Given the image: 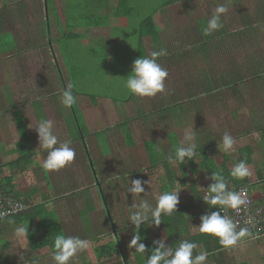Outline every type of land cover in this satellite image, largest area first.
<instances>
[{
  "label": "rangeland",
  "instance_id": "obj_1",
  "mask_svg": "<svg viewBox=\"0 0 264 264\" xmlns=\"http://www.w3.org/2000/svg\"><path fill=\"white\" fill-rule=\"evenodd\" d=\"M8 1L18 10L20 0ZM150 1V6L155 7L160 0ZM196 2L198 6H194ZM53 3L58 12L60 22L63 24V16L65 15L64 1L54 0ZM220 3L225 4L229 9L223 15L222 22L228 26L230 24H234L235 26L233 29H230V31L232 30L230 32L231 35H227L225 40L222 38L219 40L214 36L217 39V43L211 42V46L214 44V48L217 47L219 52L211 51L209 64H206L205 61L199 64V62L192 60L193 62L191 61L188 67L184 66L168 70L170 66L167 63L169 62L164 56L159 62L164 68L167 67L166 69L168 70V78L165 80V91L158 93L154 97L136 98L135 96L134 100L125 103L122 101L132 95L124 87V81L131 73L133 61L138 58L136 38L130 39L129 42H126V44L122 43L121 45H119L121 40H117L114 47H108L100 43L101 41L98 39L107 37V30L98 28L77 30L78 34L81 36L86 34L90 40L82 37L80 40L68 42L67 47L65 45L63 47L64 50L61 51L60 46L56 43V39L58 38L57 26L55 24L56 18L54 19L55 16L52 13L51 7L48 8L49 10L46 13V3L44 0H24L23 4L27 6V10L31 5H35L38 14L43 19L47 14H50L48 15L51 25L50 36L53 40V49L56 51L54 60H49V58L51 59L49 52L47 56L40 50L35 51L34 48H27V44H30L28 47H33L32 44L35 40L34 36H30L23 25H35L37 22L30 16L32 12H25V6L22 5L23 18L26 17L25 21H21V17L17 19L15 16H12L13 20L8 22L5 27L6 32H9L10 35H6L5 39L3 38L5 41V44L3 43L4 46L9 44V46H12V50H14V44L16 48L23 47V51L27 52L17 53L15 58L10 60L8 58L7 62L2 57L0 58V164L16 158L21 149V145H19L20 137L15 128L12 114L5 111L8 103L2 104V99L7 93H10L11 96H14L15 105L19 106L17 111H21L24 116L37 151L39 150V140L34 125L41 119L54 121V132L59 140H72L71 147L74 148L76 153L73 162L59 171L48 172L51 184L53 185L52 187L50 184L49 188L51 189L53 198L56 196L54 191L60 192L61 189L69 188L70 190L65 191L78 194L74 199V202L78 203L77 206L70 205L68 200H65L66 194H62V196L58 195L59 200L61 199L59 202L63 203L62 205L67 204L75 209L78 208L76 211H82L85 208V202L87 201L85 197L91 200L89 203L90 209L88 210L89 212H94L93 217H91L92 220L85 215H80L81 212H78L79 215L76 218L74 217L76 220L75 226L77 225L81 229V222L84 225H88L89 229H85V232L92 238L93 242H91V245L94 247L109 243L122 245L130 264H137L134 259L137 253L134 248L128 247L132 236L129 229L123 226L127 225L128 227L131 225L130 221H127L129 206L132 203H138L139 199L127 193L128 180L129 183L131 180L137 178L149 181V184H145V190L149 191L145 198L155 205V198L163 191L161 189L163 181L159 182L158 180L159 178H165L161 165L152 172L146 171L149 168L148 156L145 149L147 142L153 144L156 155L161 157L165 152L178 146L173 145L169 140V136L172 133L178 136V144H180L184 135L194 130L197 138L196 142L199 145L204 144L203 140L207 139L204 135L212 130V132L216 131L217 135L221 131H227L234 139L237 135H242L239 143H235L234 151L227 154L229 161L227 164L229 167H233L235 159L238 157V150L244 146H252L253 153L250 156L252 164L248 166L251 174L247 178L251 184L259 186V189L258 187H254L256 190L251 194L256 198L260 197L257 193L261 192L264 182L258 179L257 172L259 169H262L264 172V141H259V138H261L260 132L253 131L250 135H243V133L247 130L248 132L251 131L249 129H252L250 123L252 118H256L259 120V124L264 126V83L260 85L257 92L252 90L247 96L244 94L245 103L239 104V106L246 108H243L239 113H234L233 116L228 115L230 111H225L220 115L214 112L213 118L203 119L202 112L198 110L196 113L191 114L190 123L183 126L175 118H173V122L168 121L167 118L170 119L175 115L172 116L170 114L169 117H166L164 114L160 115L157 112V109L161 110V105L164 102L165 105L169 103V106H172L171 103L173 101L170 99L172 95L183 98L187 96L191 100V94L198 97L202 96L203 90L200 88L199 80L196 81V78L197 73L202 72L203 74V69L205 72L211 70L212 74H216L219 71L231 72L239 69L241 68V64L246 65V62L255 64L256 60L260 64L264 61V20L262 19L264 0H189L182 5L184 10L189 12L188 14L186 12L185 18L180 16L182 20L186 19L183 25L190 24L191 22L195 24L197 21L203 19L204 23L201 22L200 24L204 27L207 19L214 12L217 4ZM116 4L117 0H112L110 3L112 6L110 7L114 8ZM178 11L179 4H175L161 10L154 19L155 25H160L162 28V33H160L162 36V48L167 49V56L171 55V48L175 46L174 44L182 45L180 38H176L175 40L169 38L175 34L172 31V26H165L166 18ZM147 12V9L141 7L136 17L142 18ZM242 15L250 17L256 15L255 19L258 21V27L253 26L254 29L256 28L255 32L251 30L252 32L248 34L244 42H241L240 36V33L243 31L240 18ZM27 17L31 22L26 21ZM232 19H234L233 22ZM131 25L133 27L136 24L131 22ZM219 42L221 45L216 46ZM36 44H41V42H37ZM144 44L149 53L153 51L149 39L146 38ZM49 49L48 51H51ZM57 63L59 70L66 80V88L71 85L76 91V95L74 94L76 103L74 105L77 108L80 104L81 114L84 115L85 119L78 112L79 125L85 124L88 131L86 135L82 132V136H80V133L76 131L73 125H71L73 127L72 130L66 131L61 122L63 120L62 117L68 113L69 109L65 108L61 103L60 94L64 88L57 80L55 72ZM69 70L71 73H69ZM45 76L47 80L51 77V81L45 83ZM262 76L264 78V75ZM162 95L166 97L164 98ZM203 97H205V94ZM163 99L165 101H162ZM151 100L155 103L154 105L150 103ZM33 102H37L40 108L32 106ZM217 107L221 108L218 105ZM101 126L105 129L104 132L100 130ZM97 131L99 135L95 136ZM129 137L134 141V146L130 145ZM10 149L17 150L14 155L8 157L7 151ZM87 151L91 156L90 159L87 157ZM207 153L209 157L214 159L217 165L223 163L224 154H226L223 152L221 144L210 147ZM43 159L42 155L39 157V160L35 156L33 166H29L22 174H15L18 178V188L21 193L37 189L38 193L34 194L31 202L33 205L40 204L42 201L40 193L44 194L47 192L40 170ZM194 161L196 163L200 161L198 153ZM93 166L98 172L97 176H95V171L92 169ZM170 167L171 170H177L175 163L173 165L170 164ZM6 175H9L8 170L4 172L2 177ZM147 176L151 177V179ZM194 179L199 191L205 195L206 189L209 186L207 175L199 172L195 175ZM97 181H100V183ZM101 181H103L102 188L109 199L116 232L112 231L107 223L106 212L98 190V184H101ZM186 184L188 183L186 182ZM176 185L177 182L172 187H176ZM55 187L57 188L56 190ZM163 188H168L169 190L170 185L166 184ZM177 188L181 189L179 198H182L185 204L194 203L187 187L181 188L178 186ZM57 206L55 204L54 207ZM190 226L189 236H192V234L197 232L198 228H196V222H191ZM15 227L11 225V233H7V231L4 233L0 232V264H29L32 257V251H30L27 241L14 234ZM149 228L155 240L163 238L166 241L161 224L159 226L149 225ZM79 232L81 233V231ZM261 241L264 242V238ZM246 243L252 246V250H254L260 241L248 240ZM4 244L8 245V249H2V245ZM112 244L111 246H113ZM260 253H255V256L251 254L252 264H264V259L261 258L264 257V248L260 249ZM119 254H114L113 257L104 260L101 264H124L122 256ZM36 256L41 257L43 255L36 253ZM78 256L75 257V262H72L73 264H82L88 258L86 251ZM89 256L91 264L98 263L91 253Z\"/></svg>",
  "mask_w": 264,
  "mask_h": 264
},
{
  "label": "trees",
  "instance_id": "obj_2",
  "mask_svg": "<svg viewBox=\"0 0 264 264\" xmlns=\"http://www.w3.org/2000/svg\"><path fill=\"white\" fill-rule=\"evenodd\" d=\"M111 1L112 0H67V3H71L72 7L76 9L77 13L72 16L70 12V14L67 15V17L65 18L63 24H61L59 15L56 11V8L54 7L53 0H45L46 12H48V8L51 7L53 15L55 16L54 19L56 18L57 20H55L58 32V38L56 39V43H58V45L60 46L61 51L64 50L63 47L65 45L67 47L68 42H74L84 37L78 34V32L75 30L88 29L94 27L105 29L108 31L107 37H105L100 43H103L108 47H114L111 44V41L113 40L120 39L122 44L123 42H129L130 39L136 38L138 57L146 56L149 54V51H147L144 44V40L146 38L149 39L153 50H158L162 48V36L160 35V30L158 26H156L154 23L155 16L161 10L168 8L172 5L179 4V11L174 12V15L170 17L168 16L166 19L168 22H170L171 26L174 25L176 29L180 30V32L178 33L179 36L172 35L169 38H172L171 40L180 38L182 40V45L174 44L175 46L171 48V55L165 56V59H167V61L169 62L167 64H169L171 69L180 68L184 66L188 67L192 60L199 62V64L204 63V61L206 62V64H209L210 55L212 53L211 51L219 52L217 47L214 48V44H212L211 46V42L217 43V39L214 38V36H216L219 40L221 38L225 40L227 38V35H231L230 32L232 30L230 31V29H233L235 26L234 24H230V26H228L222 22V29L212 33L211 35L205 36L203 35V27L200 24L201 22L204 23L203 19L201 21H197L195 24L191 22L190 24L183 25L186 19L182 20L180 16H183L185 18L186 12L187 14L189 12L184 10L182 5H184V2L186 3L189 0H160L155 7L150 6V0H117V4L114 5V8L110 7L112 6L110 5ZM23 3L24 0H20V7L17 10L15 6H12L9 3L8 0H0V32H2L0 33V58L2 57L6 62L12 58H15L17 56V53L27 52L23 51V47L16 48L14 44V50H12V46H9V44H6L7 47L4 46V39L6 35H10L9 32H6L5 27L8 22L13 20L12 16H15L17 19H20L21 17V21H25L26 17L23 18L24 12L22 9V5L25 6V4ZM194 6H198V3H194ZM141 7L147 9L148 12L145 13L142 18H137L136 14L138 13V10ZM25 8V12H32L30 16H32L33 20L37 22L35 25H29L30 27L25 24L23 25L24 28H26V30L28 31V34L30 36H34L35 40L33 42L34 45L32 44L33 47H28L30 46V44H27V48H34L35 51L40 50L42 53L44 52L47 56L49 52L51 56V59L48 57L49 60H54L56 51L53 49V40L50 36L51 25L49 22V18L47 19L46 17H44L43 19L40 14H38V10L35 5H31L28 10L27 6H25ZM191 11L195 12L194 10ZM262 14V19L264 20V11ZM255 16L256 15L252 17L248 15H242L240 17L243 25V31L240 33L241 42H244L245 38L247 39L248 34L252 32L251 30H254L255 32L256 28L254 29L253 26L258 27V21L257 19H255ZM233 20L234 19H232V22ZM26 21L31 22L28 17ZM131 22L135 23L136 25H133L132 27ZM192 32H194V34ZM37 42H41V44H36ZM219 45H221L220 42L216 46ZM48 48H50L49 50L51 51H48ZM16 50L17 52H15ZM160 59H162V57ZM55 72L58 83L65 89L66 80L62 72L59 70L58 63L55 66ZM69 73H71L70 70ZM262 75H264V61L258 64L256 60L255 64L252 62H246V65L241 64V68L233 70L231 72L219 71L216 72V74H212L211 70L205 72V70L203 69V74L202 72L197 73L196 78V81L199 80V86L203 90L202 96L198 97L191 94V100V98H187V96L183 98L180 96L172 95V98H170L173 101L171 103L172 106H169V103H166L165 105L164 102L161 105V110L157 109V112H159L160 115L164 114L166 117H169L170 114L172 116L175 115L170 119L167 118L168 121L173 122V118H175L176 120L181 122L183 126H186L190 123L191 114L196 113V111L198 110L202 112L204 116L203 119L213 118L214 112H217L220 115L225 111H230L228 115L233 116L234 113H239L243 108H246L239 106V104L245 103L244 94L247 96V94L252 90L257 92L260 85L264 83V78ZM44 79L45 83L51 81V77L48 78L49 80H47L45 76ZM72 88L73 93L76 95V91L73 86ZM204 94L205 97H203ZM7 95H9L7 98L8 105L5 108V111L9 114H12V117L15 119L16 130L18 131V135L20 136L19 145H21V149L19 150L18 156L16 158H14L5 165H0V176L4 173L7 168L11 170V175L9 177H4L0 179V192L5 196H13L15 198L23 200L26 204H29L31 196L35 193V190H33L34 192H28L26 194H20L16 192L14 190V175L26 171L29 166L33 165L35 156L40 157L42 155V158H45L47 153L43 152L41 149L37 151L33 143V139L31 138L27 124L25 122V119L23 117V114L21 111H17L19 106L15 105L16 103L13 101V97L10 93H7ZM134 97V95H131L129 98L123 100L122 102L125 103L127 101L134 100ZM163 97L165 98L166 96ZM162 101L165 100L163 99ZM94 102H96V100H94ZM217 105L221 108H218ZM32 106H34L35 108H40L37 102H33ZM68 109L71 113L73 122H75L76 131L80 133V136H82V132L86 135L88 132L87 128L84 123L79 125V115L75 105ZM79 114L81 116V113ZM164 121L166 122L165 118ZM250 123L252 129L249 130L251 131L248 132L247 130L243 133V135H250L253 131H257L261 134V138H259V141H264V126L260 125L259 120H257L256 118H252ZM100 130H103V132L105 131L102 126ZM212 131H208L207 134L204 135V137L207 138L203 140L204 144H198L197 153L200 157V161L196 163L194 160L186 159L185 162L181 163L180 165L176 164L177 170H171L170 163L168 161H163L161 163V158H165L167 156L166 153L169 154L174 152L175 148L170 149L168 152L164 151L165 154L159 157L158 155H156L152 143L147 142L145 144V149L149 162V168L146 171L152 172L160 165L163 168L165 178L163 177L164 180L162 178H159L158 180L159 182L163 181L161 183V189H163L164 191L166 190L163 188L164 185L169 184L171 188L172 185L178 182L180 184L179 185L177 183L179 187H187L190 197L193 198L194 202L192 204L183 203L182 205H177L176 212H174L171 216L162 217L161 226L166 236L167 245H170L174 248L182 240H189L191 242L197 243L198 245L203 243L205 251L208 252L210 256H214V251L222 248L219 244L218 239L209 234L201 233L198 235L189 236V221L192 219V217H195L196 214H192L190 216L188 213L190 211L197 213L203 209H205L206 212L219 211V206H217V208H209V206L202 200L204 195L198 189L196 180L194 179L195 175L199 172H203L207 175V177H209L211 172L220 170L225 176L230 190L236 191L238 188L243 186H247L249 188L255 187L254 184H251L249 182L247 177L242 180H238L230 176L232 166L229 167L227 164V162H229L227 154H224L223 163L220 165H217L213 158L208 156L207 150L210 147L218 146L219 144H221V137L225 132L221 131L217 135L216 131ZM96 135H99L98 131L95 133V136ZM241 136L242 135H237V137H235V141L237 142V144L239 143ZM129 139L130 145L134 146V141L130 137ZM169 140L173 145H179L178 136L175 133H172L169 136ZM16 150L17 149H14V151ZM252 153L253 148L249 145L240 148L238 150V157L235 159V163L240 160H244L246 164L249 165L251 163L250 156ZM87 157L89 159L91 158L88 151ZM94 168L95 167L93 166L92 169ZM41 169L43 172H45L42 167ZM94 171L95 176H97L98 172L95 169ZM257 176L259 180L264 182V172L262 171V169L258 170ZM147 177L151 179V177ZM208 180L210 185L212 181L209 178ZM97 182L100 183V181ZM102 182L103 181H101V184H98V190L106 212L107 223L110 229L116 232L117 230L115 227L113 214L110 209L109 199L107 198V195L102 188ZM186 182L188 184H186ZM46 183L48 186L50 185V181L48 179H46ZM171 189H173V187ZM65 190L68 191L70 189L65 188L63 191ZM90 202L91 200L85 202V210L90 209ZM47 204L48 203L43 202L35 207H31L28 211L24 213H20L16 216L0 220V224L5 223L7 229L11 227V225L18 226L20 224H24L26 226L27 224H30L31 221H33V212L35 211V209H37L36 213L39 215V217H37L36 220L41 219L39 225L43 230V236L41 237L37 234V229H28L27 240L30 250L37 251L47 247L53 250L51 247V239L57 233H61L62 229L60 227L59 220L55 214L49 212L45 214ZM123 227L128 228L132 236L133 226L130 225L127 227V225H124ZM140 235L142 238L141 242L146 245L145 254H150L151 249L154 247L153 241L155 239L152 236L149 226L142 225ZM111 244L112 243L105 244L95 249L94 255L96 261L98 262L97 264H101L102 261L109 259L113 257L114 254L118 253H120L119 255L122 256L124 264H130L123 246H120L119 244H112L113 246H111ZM2 249H7V245H2ZM195 254H197V252L194 251V255ZM146 255H141L138 253L135 254L136 263L146 264Z\"/></svg>",
  "mask_w": 264,
  "mask_h": 264
},
{
  "label": "clouds",
  "instance_id": "obj_3",
  "mask_svg": "<svg viewBox=\"0 0 264 264\" xmlns=\"http://www.w3.org/2000/svg\"><path fill=\"white\" fill-rule=\"evenodd\" d=\"M228 11L229 9L225 4H217L214 12L207 19L206 25L203 27V35L208 36L222 29V17ZM167 55V49L160 48L151 51L146 56L136 58L132 63L131 73L124 81V87L128 92L141 98L154 97L158 93H163L165 91V80L168 76V71L162 66L159 59ZM60 95L61 103L65 108H71L76 103L71 85L62 90ZM34 127L39 140V148L47 153L41 164V167L46 172L59 171L73 162L76 153L74 148L71 147L72 140H59L54 132V121L41 119ZM196 139L194 130L186 133L174 152L167 154L161 160L167 159L166 161L170 164L175 163L179 165L185 162L186 159L195 160L198 147ZM235 143L234 137L225 131L221 137L223 152L226 154L233 152ZM251 164L247 165L244 160L238 161L232 167L230 176L238 180L248 177L251 174L248 166ZM208 178L212 183L207 187L202 200L209 208H217L219 206V211L206 212L200 216V223L196 227L199 233L216 237L220 246L224 249L232 248L238 243L247 242L248 240L260 241L264 237V233L252 238L250 237L251 232L249 228L239 227L238 229L236 222L227 215L221 214L225 208L239 210L242 206H246L248 203L246 194L237 192L239 188L236 191L230 190L228 182L220 170L211 172ZM128 184L127 193L139 199L138 203H132L129 206L127 221H130L133 226V234L128 247L134 248L138 254L146 255V245L141 242L142 238L140 235L142 225L159 226L162 223L163 216H171L176 212L181 189L173 188L171 190L170 188L169 190L162 191L155 198V205H153V203L145 198L149 192L145 190V184H149V181L137 178L131 180L130 183L128 180ZM255 187L259 189L258 185H255ZM247 188L250 190V194L256 190L254 188ZM257 194L260 197L256 198L253 194L251 195L254 204L260 206L264 204V185L261 192ZM5 215L6 213H0V219ZM14 234L27 241V225L20 224L16 226ZM153 245L154 247L151 249L150 254L146 255V264H207L208 252L200 250L198 254L194 255V250L199 248V245L195 242L182 240L173 248L170 245H166L165 240L162 238L154 240ZM51 247L53 249L51 252L53 264H71L78 253H82L90 247V241L76 235L57 233L51 239Z\"/></svg>",
  "mask_w": 264,
  "mask_h": 264
},
{
  "label": "crops",
  "instance_id": "obj_4",
  "mask_svg": "<svg viewBox=\"0 0 264 264\" xmlns=\"http://www.w3.org/2000/svg\"><path fill=\"white\" fill-rule=\"evenodd\" d=\"M45 1V0H44ZM64 1V12H65V15L63 16V20H65V18L67 17V15H69L70 14V12H71V14H72V16H74L75 15V13H77L75 10L76 9H74V7H72V5H71V3H67V0H63ZM53 2H54V0H53ZM54 7H55V5H54ZM57 11V10H56ZM47 13V12H46ZM53 13V12H52ZM58 13V12H57ZM48 15H50V14H47V16H46V18L48 19ZM165 26H170L171 27V24H170V22H168V21H166L165 22ZM158 28H159V30H160V33H162L161 31H162V28H161V26L159 25L158 26ZM171 28H173V32L175 33L174 35L175 36H179L177 33H179L180 32V30H178V29H176V27L174 26V25H172V27ZM90 29H94V27H91V28H88V29H77V30H90ZM98 29H101V28H98ZM77 30H75V31H77ZM103 30H105V29H103ZM193 34H194V32H192ZM196 35V34H195ZM84 37H86L87 39H89V37L86 35V34H84L83 35ZM105 37H102V38H98L100 41H102L103 39H104ZM81 39V38H80ZM90 40V39H89ZM93 40H97V39H93ZM117 40H120V39H117ZM117 40H113V41H111V44L114 46V44H115V42L117 41ZM123 44H126V42H123ZM119 45H121V43L119 44ZM165 68H167V67H165ZM171 68H169L168 70H170ZM167 70V71H168ZM168 78V77H167ZM8 96L9 95H6L3 99H2V101H3V103L2 104H4V103H8V100H7V98H8ZM85 96V95H84ZM13 97V101H14V96H12ZM135 98V97H134ZM136 98H137V96H136ZM151 99H153V98H151ZM131 101V100H130ZM15 102V101H14ZM127 102H129V101H127ZM92 103V102H91ZM150 103L152 104V105H154L155 103L153 102V100H151L150 101ZM77 111L79 112V113H81V109H80V104L77 106ZM138 114V113H137ZM39 115V114H38ZM81 115H83V114H81ZM24 117V116H23ZM83 117H84V115H83ZM63 118V120H61V122H62V124H63V126L65 127V129H66V131L67 130H69V129H71L72 130V126L71 125H73L74 126V128H76V126H75V122H73V119H72V116H71V113L68 111V113H66V115L65 116H63L62 117ZM14 119V118H13ZM84 119H85V117H84ZM14 123H15V128H16V122H15V119H14ZM74 130V129H73ZM69 133V132H68ZM20 137V136H19ZM84 146V145H83ZM84 149H85V147H84ZM39 150H40V148H39ZM8 152V154H7V156L8 157H10V156H12V155H14L15 153H16V151H14V149H10V150H8L7 151ZM15 152V153H14ZM36 159L37 160H39V157H36ZM214 160V159H213ZM11 160H9V161H7V162H3L2 164H0V165H5V164H7V163H9ZM165 161V160H164ZM163 161L161 160V163H162ZM171 165H173V164H171ZM31 166H33V165H31ZM6 170H8V172H9V175L7 176H5V177H9L10 175H11V170L10 169H6ZM5 170V171H6ZM41 170V172H42V176H43V178H44V182H45V185H46V190H47V192L46 193H44V194H41L40 193V195H41V203H48L47 204V206H46V212H45V214L46 213H53V214H55L56 215V217L58 218V220H59V224H60V227H61V229H62V234H65V235H76V236H79V237H81V238H84V239H88L89 241H90V247L86 250V253L88 254V258H86V260L85 261H83V263L82 264H87V263H90L89 262V254L91 253L93 256H94V258H95V255H94V251H95V249L97 248V247H94V246H92L91 244V242H93L92 241V238L91 237H89L87 234H86V232H85V229H89V227H88V225H84L82 222H81V229H79L78 227H77V225L75 226V223H76V220H75V218H76V216H78L79 215V213L78 212H81V214L80 215H85V216H87V217H89V219L90 220H92V218L91 217H93V214H94V212L92 213V212H89V210L88 209H83L82 211H76L77 209H75L74 207H72V206H68L67 204H64V205H62L59 201L61 200H59V198H58V195L59 196H62V194H66V197H65V200H68V202H69V204L70 205H74V206H77V204L78 203H75L74 202V199L77 197V195L76 194H72L71 192H66V191H63V190H60V192H55L54 191V194H56V196L53 198V194L51 195V189H49L50 188V185L48 186L47 185V183H46V179H48L49 181H50V184H51V179H50V175H49V173L48 172H43L42 171V169H40ZM4 171V172H5ZM4 174V173H3ZM2 174V175H3ZM19 174H22V173H19ZM2 175L0 176V179H2V178H4V177H2ZM14 184H15V187H14V190L16 191V192H18V193H20V194H26V193H28V192H34L33 190H27V191H25L24 193H21L20 192V190H19V188H18V186H19V184H18V178H17V175L15 176L14 175ZM51 186L53 187V185L51 184ZM178 187V186H177ZM177 187H173V188H177ZM57 188L55 187V190H56ZM17 190H19V191H17ZM35 190V195L38 193V191H37V189H34ZM172 190V189H171ZM85 193V192H84ZM34 194L31 196V200H30V202H29V206H30V208L31 207H35V206H37V205H39V204H36V205H33L31 202H32V200H33V196H34ZM64 196V195H63ZM86 198V202H88V198L87 197H85ZM47 199V200H46ZM91 199V198H90ZM70 202H72V203H70ZM40 203V204H41ZM184 202H183V200H182V198H179V204L178 205H182ZM55 204L56 205H58L57 207H54L55 206ZM185 204V203H184ZM30 208H28V210L30 209ZM28 210H26V211H28ZM25 211V212H26ZM36 211H37V209H35V211L33 212V217H32V220L33 221H31V223L30 224H27V228L28 229H37L38 230V235L39 236H43V230H42V228L40 227V225H39V223H40V221H41V219H38V220H36V218L37 217H39V215L36 213ZM85 214H84V213ZM24 213V212H23ZM206 213V210L205 209H203V210H201V211H199V212H197V213H195V212H193V211H190V216L192 215V214H196L195 215V217H192V219L189 221V231H190V223L191 222H196V225L198 226L199 225V223H200V216L201 215H203V214H205ZM44 214V215H45ZM43 215V216H44ZM75 217V218H74ZM0 227H2L1 228V230H0V232L1 233H4V232H6L7 231V233L9 232V233H11V227H9L8 229L6 228V225H5V223H1L0 224ZM85 227V228H84ZM79 231H81V233L79 232ZM164 233V232H163ZM198 234H200L199 233V231L197 230V232L195 233V234H192V236H194V235H198ZM165 235V234H164ZM165 238H166V236H165ZM264 238V237H263ZM95 241H96V239H95ZM259 242V241H258ZM165 243H166V245H167V240L165 241ZM27 245H28V247H29V244H28V240H27ZM98 247H100V246H98ZM261 248H264V242H262L261 240H260V243L258 244V246H255V248H254V250H252V246H250V245H248L246 242H240V243H238L236 246H234V247H232V248H229V249H224V248H222V249H220V250H215L214 251V256H208V260H207V264H252V262H253V260H252V256H251V254L252 255H254L255 256V253H260V249ZM7 249H8V245H7ZM29 249H30V247H29ZM200 250H204L205 251V248H204V245H203V243H201V244H199V248L197 249V250H194L195 252H197V254H198V252L200 251ZM31 251V250H30ZM53 250H51L50 248H44V249H42V250H37V251H32V257H31V259H30V261H29V264H53V262H52V260H51V252H52ZM91 251V252H90ZM224 251H230V252H224ZM36 253H39L40 255H43V256H39V257H37L36 256ZM81 253H78L77 254V256L78 255H80ZM261 254V253H260ZM79 257V256H78ZM122 258V257H121ZM261 258H263L264 259V257H261ZM96 259V258H95ZM123 259V258H122ZM134 259H135V261H136V257H134ZM72 262H75V258L73 259V261ZM71 262V264H73ZM103 262V261H102ZM101 262V263H102ZM91 264V263H90ZM93 264V263H92Z\"/></svg>",
  "mask_w": 264,
  "mask_h": 264
},
{
  "label": "built area",
  "instance_id": "obj_5",
  "mask_svg": "<svg viewBox=\"0 0 264 264\" xmlns=\"http://www.w3.org/2000/svg\"><path fill=\"white\" fill-rule=\"evenodd\" d=\"M237 192L246 194L248 201L246 206H242L239 210H233L225 208L222 210V215H227L239 227H247L251 232L252 238L260 236L264 233V204L258 206L254 204L253 197L250 194V190L247 187H241ZM30 206L23 200L15 198L13 196H5L0 193V213H6V215L0 219L16 216L20 213L28 210Z\"/></svg>",
  "mask_w": 264,
  "mask_h": 264
}]
</instances>
